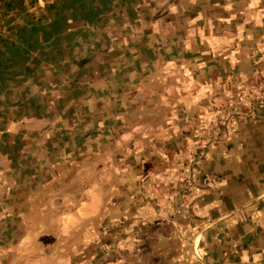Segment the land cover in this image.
Listing matches in <instances>:
<instances>
[{"label": "rangeland", "instance_id": "obj_1", "mask_svg": "<svg viewBox=\"0 0 264 264\" xmlns=\"http://www.w3.org/2000/svg\"><path fill=\"white\" fill-rule=\"evenodd\" d=\"M230 1L0 0V264H264L261 199L196 234L264 191V20L238 54Z\"/></svg>", "mask_w": 264, "mask_h": 264}, {"label": "crops", "instance_id": "obj_2", "mask_svg": "<svg viewBox=\"0 0 264 264\" xmlns=\"http://www.w3.org/2000/svg\"><path fill=\"white\" fill-rule=\"evenodd\" d=\"M36 2H38V1H41V0H35ZM45 1V0H44ZM211 1V0H210ZM235 1V2H234ZM45 3V2H44ZM230 3L231 4H236V5H238V6H240V5H242V7H240L239 8V10L237 9H234V11L233 12H231L232 11V9H231V7H227V6H225V8L226 9H231V10H228L226 13H225V16H218L216 19L218 20V22L220 23V24H222V26H224L226 29L224 30H221V33H216V36H220V35H222L223 33L225 34V32H227V30H229L230 31V33L229 34H234L233 32H232V28L234 27V25L236 24V22L238 23V54L241 52V51H244V48H241L240 46H242L244 43H246L245 45H247V46H253V44H254V40L251 38V37H249V36H244L243 34H242V29L243 28H245L246 29V27L247 26H249V23L251 22V21H254V17H256V18H258L259 20H264V15H262V14H258V11H256V12H254L255 10H254V8L255 7H253L252 5H254V6H257L258 4H264V0H233V1H230ZM246 5L248 6V9H246ZM243 6H245L244 7V9H242L243 8ZM224 8V9H225ZM31 9H36L35 7H32ZM31 9H29L28 11H31ZM1 10H2V8H0V13H1ZM247 10L249 11V12H247ZM4 11V10H3ZM12 11V8L10 9V12ZM13 12H11L10 14V16L12 17V16H14V14H12ZM7 17H9V16H7ZM210 18V17H209ZM248 23V24H247ZM228 28V29H227ZM236 29L237 28H234V32H236ZM212 35L213 34H211L210 36H208V37H212ZM208 37H205L204 39H206V38H208ZM224 37H225V35H224ZM228 36L226 35V38H227ZM221 40V38L218 40V41H220ZM225 41L223 40L222 41V43H224ZM240 42H242L243 44L242 45H240ZM252 51H254V49L252 48V50L250 51V52H252ZM264 193V191L262 192V193H260L259 195H257L256 197H259V196H261L262 194ZM256 197H254L253 199H255ZM252 199V200H253ZM262 201H264V196L263 197H261L260 198ZM260 199H258V200H256V201H260ZM251 200V201H252ZM255 201V202H256ZM250 202V201H249ZM255 202H253L252 204L254 205V203ZM248 203V202H247ZM244 205V204H243ZM251 205V204H250ZM255 205H256V203H255ZM259 208H264V207H259ZM263 210L264 209H262V210H260V211H258V213H262L261 215L262 216H260V218L261 219H263L264 217H263V215H264V212H263ZM221 216V215H220ZM260 225H261V228H262V233H263V237H264V222H260ZM194 238V237H193ZM193 238H192V242H191V251H192V253H193V255L195 256V254H194V251H193ZM199 242V241H198ZM204 242H205V240H204ZM196 249H197V252H198V254L202 257V259H203V261H204V264H209V259H208V257L207 256H202L201 255V253H200V251H199V243L197 244V247H196ZM261 252H264V248L263 249H261ZM254 255H256V257L254 258V260L255 261H259V262H264V253H258V254H252V256H254ZM199 261V260H198ZM199 264H201L200 263V261H199ZM260 264H263V263H260Z\"/></svg>", "mask_w": 264, "mask_h": 264}, {"label": "water", "instance_id": "obj_3", "mask_svg": "<svg viewBox=\"0 0 264 264\" xmlns=\"http://www.w3.org/2000/svg\"><path fill=\"white\" fill-rule=\"evenodd\" d=\"M263 196H264V193H263L261 196L256 197V198L253 199L252 201H250V202H248V203H246V204H244V205H242V206H240V207H238V208H235V209H233V210H231V211H229V212H227V213H225V214H223V215H221V216H218V217L214 218V219L211 220L209 223H207V224L204 225L202 228H200L196 234L199 233V236H200L203 232H205L206 230H208L209 228H211V227H212L214 224H216L217 222H219V221H221V220L227 218L228 216H230L231 214L237 212L238 210H240V209H242V208H245V207L249 206L250 204H252L253 202H255L256 200L260 199V198L263 197ZM194 240H195V238H193V251H194V254H195V256L197 257V259L200 261V263H201V264H204V261H203L202 257H201V256L198 254V252H197V249H196L197 246L194 245Z\"/></svg>", "mask_w": 264, "mask_h": 264}, {"label": "bare ground", "instance_id": "obj_4", "mask_svg": "<svg viewBox=\"0 0 264 264\" xmlns=\"http://www.w3.org/2000/svg\"><path fill=\"white\" fill-rule=\"evenodd\" d=\"M199 235V233L197 234V236ZM199 238V237H198ZM195 246H196V240H195Z\"/></svg>", "mask_w": 264, "mask_h": 264}]
</instances>
